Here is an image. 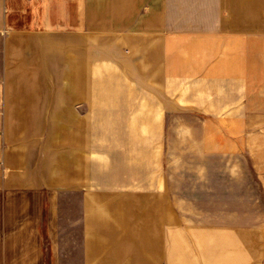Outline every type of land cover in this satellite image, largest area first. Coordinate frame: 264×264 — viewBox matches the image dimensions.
<instances>
[{"label":"crops","instance_id":"1","mask_svg":"<svg viewBox=\"0 0 264 264\" xmlns=\"http://www.w3.org/2000/svg\"><path fill=\"white\" fill-rule=\"evenodd\" d=\"M104 58L105 74L120 66L136 76L165 113L178 109L184 86L181 97L202 99L204 112L257 126L264 0H0V232L2 190L73 192L82 234L58 236L73 245H59L56 264H264L256 216L196 217L189 201L179 208L178 195L163 190L160 167L146 170L144 140H99V126H80L97 114ZM252 134L245 141L263 171L264 136ZM231 175L256 203L258 173ZM42 258L3 251L0 233V264Z\"/></svg>","mask_w":264,"mask_h":264},{"label":"rangeland","instance_id":"2","mask_svg":"<svg viewBox=\"0 0 264 264\" xmlns=\"http://www.w3.org/2000/svg\"><path fill=\"white\" fill-rule=\"evenodd\" d=\"M105 60L99 63L97 114L81 116L80 126H99V140L121 135L144 140L140 150H144L146 170L160 167L163 190L178 195L179 208L182 201H189L196 217L229 219L234 212L242 219L256 216L258 250L264 251V179L260 175L264 170L245 141L248 132L263 138L264 114L251 116L257 126H235L233 115L206 113L198 107L202 99H183L184 86L175 98L178 109L165 113L164 100L156 101L151 89L141 90L136 76H123L120 66L115 67L116 73L105 74L111 69ZM261 95L255 101L264 111V92ZM235 171L258 173L256 203L254 195L232 185ZM1 202L3 251L41 252L43 264H56L59 245H73L70 238L71 244H59L58 236L82 234L80 193L26 197L2 190Z\"/></svg>","mask_w":264,"mask_h":264}]
</instances>
